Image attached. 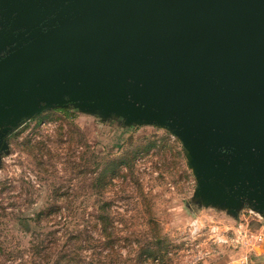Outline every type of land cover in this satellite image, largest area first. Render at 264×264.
Returning <instances> with one entry per match:
<instances>
[{
	"label": "water",
	"instance_id": "1",
	"mask_svg": "<svg viewBox=\"0 0 264 264\" xmlns=\"http://www.w3.org/2000/svg\"><path fill=\"white\" fill-rule=\"evenodd\" d=\"M67 106L167 128L195 199L264 217V0H0V151Z\"/></svg>",
	"mask_w": 264,
	"mask_h": 264
},
{
	"label": "rangeland",
	"instance_id": "2",
	"mask_svg": "<svg viewBox=\"0 0 264 264\" xmlns=\"http://www.w3.org/2000/svg\"><path fill=\"white\" fill-rule=\"evenodd\" d=\"M64 108L73 116L47 109L4 138L0 264L252 262L264 217L246 203L232 216L195 199L167 128Z\"/></svg>",
	"mask_w": 264,
	"mask_h": 264
},
{
	"label": "crops",
	"instance_id": "3",
	"mask_svg": "<svg viewBox=\"0 0 264 264\" xmlns=\"http://www.w3.org/2000/svg\"><path fill=\"white\" fill-rule=\"evenodd\" d=\"M258 232H260L259 234H262L263 236H259L261 242L253 249L254 256L252 262L253 264H264V226L258 230Z\"/></svg>",
	"mask_w": 264,
	"mask_h": 264
},
{
	"label": "trees",
	"instance_id": "4",
	"mask_svg": "<svg viewBox=\"0 0 264 264\" xmlns=\"http://www.w3.org/2000/svg\"><path fill=\"white\" fill-rule=\"evenodd\" d=\"M58 111H61V112H63V114L65 115V116H67L66 118H70V117H72L73 115H71L70 113V111L68 110V109H65V108H58L57 109ZM144 252H147V253H149V254H153V252H154V250L152 249V248H150V247H145L144 248ZM55 264H61L60 262L58 263V262H56ZM68 264V263H67Z\"/></svg>",
	"mask_w": 264,
	"mask_h": 264
},
{
	"label": "built area",
	"instance_id": "5",
	"mask_svg": "<svg viewBox=\"0 0 264 264\" xmlns=\"http://www.w3.org/2000/svg\"><path fill=\"white\" fill-rule=\"evenodd\" d=\"M233 264H253L250 260V258L244 254L239 259L236 260V263Z\"/></svg>",
	"mask_w": 264,
	"mask_h": 264
}]
</instances>
